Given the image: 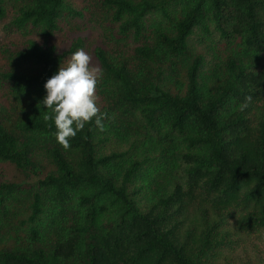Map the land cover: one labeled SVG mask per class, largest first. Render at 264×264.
<instances>
[{
    "label": "trees",
    "instance_id": "16d2710c",
    "mask_svg": "<svg viewBox=\"0 0 264 264\" xmlns=\"http://www.w3.org/2000/svg\"><path fill=\"white\" fill-rule=\"evenodd\" d=\"M0 264H264V0H0ZM102 70L65 150L39 101ZM250 97V99H249Z\"/></svg>",
    "mask_w": 264,
    "mask_h": 264
},
{
    "label": "clouds",
    "instance_id": "9594fccd",
    "mask_svg": "<svg viewBox=\"0 0 264 264\" xmlns=\"http://www.w3.org/2000/svg\"><path fill=\"white\" fill-rule=\"evenodd\" d=\"M101 74V69L92 66L89 54L78 49L67 65L60 66L43 85L46 94L38 103L47 110L43 119L52 121L55 140L65 150L71 147L70 140L77 132L93 119L98 129H104L105 114L96 103V86Z\"/></svg>",
    "mask_w": 264,
    "mask_h": 264
},
{
    "label": "rangeland",
    "instance_id": "374dc122",
    "mask_svg": "<svg viewBox=\"0 0 264 264\" xmlns=\"http://www.w3.org/2000/svg\"><path fill=\"white\" fill-rule=\"evenodd\" d=\"M5 21L7 20H0V64H2L3 62H5V60L7 59L8 55L4 54L2 52L3 49V45H10L13 43L17 44V43H22L25 39H27L29 36V33H17L14 32V34L7 32V30L5 29L4 25H5ZM70 56L66 59L67 63L70 60ZM67 63H65L63 66H66ZM14 169L12 166L7 165V164H1L0 163V178H1V173L8 176L13 174Z\"/></svg>",
    "mask_w": 264,
    "mask_h": 264
}]
</instances>
